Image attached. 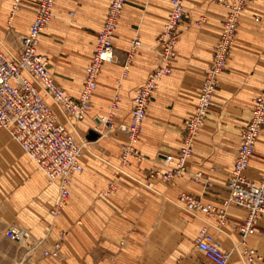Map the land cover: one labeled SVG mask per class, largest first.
<instances>
[{
  "label": "crops",
  "instance_id": "1",
  "mask_svg": "<svg viewBox=\"0 0 264 264\" xmlns=\"http://www.w3.org/2000/svg\"><path fill=\"white\" fill-rule=\"evenodd\" d=\"M111 1L56 0L53 18L41 35L39 51L49 57L50 63L59 65L60 70L56 75L52 73L53 77L75 100L80 98L85 70L92 59ZM38 2H20L15 21H21L20 14L26 16L21 25L23 34L28 32ZM15 3L16 0H0V37L6 36L8 30L6 8L13 9ZM170 10V0L126 1L114 38L116 60L103 65L91 108L100 105L99 111H105L116 93L120 95L117 129L112 138L117 150L109 158L121 161L122 145L128 141L121 126L131 121L133 98L139 86L160 63L157 43ZM185 10L179 26L172 72L159 82L150 98L137 143L143 160L138 162L132 157L131 163L125 166L127 171L113 167L95 171L84 167L82 175L75 174L72 178L71 196L66 205L67 228L61 229L72 230L64 239L63 248L70 260L62 261V264H76L81 256L83 259L78 264H197L181 259V226L188 219L194 242L200 228L207 222L225 248L231 249L242 240L235 226L245 221L247 210L231 206L227 212L229 224L220 232L215 228L216 216L195 217L176 200L182 193H192L220 206L228 196L224 184L230 177L241 145L247 114L264 83V0H253L241 15L227 70L219 80L210 112L196 137L194 155L188 161L189 172L168 182L151 180L149 185L139 184L141 180L149 179L151 169H167L164 153L177 155L185 123L195 111L205 70L212 61L228 14V10L215 0H185ZM137 36L142 46L134 53L121 83L119 78L128 61L132 40ZM19 51L11 53L18 55ZM90 111L87 114L89 120L98 125L99 116H91ZM64 117L67 121L73 119ZM90 129L91 125H88L87 131ZM83 159L82 156V163ZM196 172H202L213 181L205 192L203 184L192 178ZM247 175L256 180L264 175V138H259ZM114 177L118 179L117 191L102 197L100 192ZM35 191L41 193V186ZM37 199L36 206L30 210L36 220L40 207ZM0 212L6 214L9 210ZM256 229V234L247 243L264 253V217L259 219ZM77 239L82 240L83 248L77 249ZM98 241L99 247H96ZM200 256L207 259L203 253ZM229 264H243L237 251Z\"/></svg>",
  "mask_w": 264,
  "mask_h": 264
},
{
  "label": "built area",
  "instance_id": "2",
  "mask_svg": "<svg viewBox=\"0 0 264 264\" xmlns=\"http://www.w3.org/2000/svg\"><path fill=\"white\" fill-rule=\"evenodd\" d=\"M127 0H112L106 21L98 33L97 44L92 59L85 70L83 89L78 100L70 97L65 89L53 77L49 57L39 51L40 38L53 18L56 0H39L35 8V17L28 32L23 35L22 46L18 55L6 51L0 46V128L10 131L24 152L44 172L49 184L56 185L58 196L50 209L53 217L62 214L71 196V183L75 174L84 170L81 162L83 143L79 142L69 127L60 121L55 110L57 106L66 117L84 121L93 106L98 78L105 63L116 60L114 38L119 18ZM21 0H16L12 14L20 8ZM228 10L219 40L215 46L212 61L205 70L199 96L193 115L184 127L182 144L177 155H164L166 170L151 169L149 179L168 182L177 176L189 172L188 161L195 152V140L200 128L210 112L219 80L224 74L232 46L239 32L240 18L243 11L253 0H218ZM170 14L164 30L158 39L159 65L139 86L133 98L131 121L121 126L128 141L122 145L121 163L129 165L131 158L139 161L143 155L137 147L143 131V122L153 92L159 82L172 72V61L177 56L176 46L179 40V26L186 14L185 0H170ZM73 13V12H72ZM142 46L137 36L132 40L131 51L125 64L129 69L130 61L138 48ZM11 55H10V54ZM120 95L116 94L111 104V113L119 108ZM104 124V128H100ZM101 136L115 130V122L101 117L100 123L92 128ZM264 129V83L259 94L253 99L250 118L241 134L239 147L229 179L224 184L228 196L220 206L204 200L203 196L182 193L179 196L181 207L189 214L216 216L215 228L223 232L229 224L227 212L231 206L247 210L244 222L235 226L241 233L242 240L227 249L211 231V224L202 226L195 238V247L213 264H229L234 252H238L243 264H264V253L257 247L248 245V239L256 234L259 219L264 217V176L260 180L247 175L250 161L257 149L259 138ZM196 182L203 184V192L213 181L202 172L192 174ZM116 180H112L103 191L110 196L117 191ZM68 232H63L50 248H44L45 258L58 260L62 254L63 239ZM6 235L12 241L23 242L29 233L22 227L10 226ZM42 241L34 245L39 247Z\"/></svg>",
  "mask_w": 264,
  "mask_h": 264
},
{
  "label": "rangeland",
  "instance_id": "3",
  "mask_svg": "<svg viewBox=\"0 0 264 264\" xmlns=\"http://www.w3.org/2000/svg\"><path fill=\"white\" fill-rule=\"evenodd\" d=\"M215 1L219 3L218 0ZM10 8H6V27L8 30L6 36L0 37V46L6 51L14 53L19 51L21 46L24 35L21 25H23L22 21L26 16L20 14L19 18L21 21L19 20V22H16L15 17L18 10L13 15V11H11L12 8ZM4 12L5 10L2 11V13ZM58 66L57 63H51V71L55 75L58 73V70H60ZM128 71L129 69L127 71L124 69L123 74L119 78L121 83ZM98 100L99 99H97V102ZM111 104L105 111H99L100 105H98L96 109H91L90 114L91 116H99V118L100 116L111 118L115 122L116 130L117 110L114 114L111 113ZM55 110L59 114L60 121L67 123L77 140L83 143L84 167L92 168L95 171H97V169L105 170L108 167L126 170L125 166L128 165H122V163H120L121 161H117L114 157H108L109 155L112 156L114 150H117L112 139L114 138V131L105 136H101L100 133L97 132L98 137L96 139L89 138L90 132L94 130L92 128L97 126L96 122L89 120L88 116L84 121H77L75 119L67 121L57 106H55ZM250 114L251 110L247 114L248 120ZM88 125H91L89 131H87ZM100 128H104V124L100 126ZM263 136L264 129L260 136L261 140L264 138ZM168 153H164V155ZM141 160H143V157ZM140 161L138 160V162ZM110 162L113 164L111 165ZM78 174L82 175L83 172ZM113 180H116L118 185V179L114 177ZM151 180L153 179L141 180L139 184L149 185ZM37 186H41L42 194L39 191H35ZM100 195L102 197L105 196L103 195V191L100 192ZM56 196H58L57 186L49 184L44 172L29 158L26 152L23 151L20 144L11 135L10 131L5 128H0V211L9 210L6 214L0 212V264H54L55 262L62 264V261L66 262L67 259L70 260L63 248L64 239L71 235V229H68L69 234L63 239V248L60 259H48L45 258L42 253L44 248H50L56 240L61 238L62 233L66 232L61 231V229L67 228V207L64 208L62 214L58 217H53L50 213V209L57 198ZM179 196L176 201L178 204H181ZM36 199L39 201L37 206H40L38 220L35 219V214L30 213L31 207L34 208L36 206ZM175 209L177 210V207ZM203 217L204 215H199V218ZM10 226L24 228L29 233V238L23 242L12 241L6 235V230ZM181 233H183L180 245L182 249V261L197 264H211L209 260L200 256L202 252L195 247L194 232L190 225V219L185 221L183 226H181ZM38 241H42V243L39 247L34 249L33 247ZM76 247L77 249L83 248L82 240L79 241L77 239ZM96 247H99V241L97 242ZM81 257L77 258L78 263L82 261L83 258L81 259ZM78 263L76 261V264Z\"/></svg>",
  "mask_w": 264,
  "mask_h": 264
},
{
  "label": "water",
  "instance_id": "4",
  "mask_svg": "<svg viewBox=\"0 0 264 264\" xmlns=\"http://www.w3.org/2000/svg\"><path fill=\"white\" fill-rule=\"evenodd\" d=\"M97 137H98L97 131L95 132V130H92L90 132L89 138L96 139Z\"/></svg>",
  "mask_w": 264,
  "mask_h": 264
},
{
  "label": "bare ground",
  "instance_id": "5",
  "mask_svg": "<svg viewBox=\"0 0 264 264\" xmlns=\"http://www.w3.org/2000/svg\"><path fill=\"white\" fill-rule=\"evenodd\" d=\"M205 120H206V119H205ZM100 121H101V117H100ZM206 224H207V223H206ZM206 224H205V225H206ZM230 260H231V259H230ZM211 263H212V262H211Z\"/></svg>",
  "mask_w": 264,
  "mask_h": 264
}]
</instances>
